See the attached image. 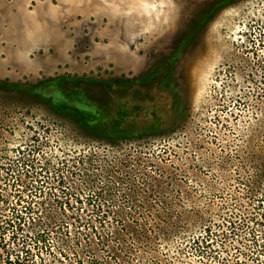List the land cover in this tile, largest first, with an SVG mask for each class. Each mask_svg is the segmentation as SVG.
<instances>
[{"label": "rangeland", "instance_id": "374dc122", "mask_svg": "<svg viewBox=\"0 0 264 264\" xmlns=\"http://www.w3.org/2000/svg\"><path fill=\"white\" fill-rule=\"evenodd\" d=\"M0 190L36 264H264V0H0Z\"/></svg>", "mask_w": 264, "mask_h": 264}, {"label": "trees", "instance_id": "16d2710c", "mask_svg": "<svg viewBox=\"0 0 264 264\" xmlns=\"http://www.w3.org/2000/svg\"><path fill=\"white\" fill-rule=\"evenodd\" d=\"M81 82V81H92L96 82V79H89L86 77H71V76H61L56 79H50L46 80L45 82L41 83L43 86L51 87L53 88L54 86H60L61 88H65V83L67 82ZM41 85L39 86H34L31 85L29 88L34 90L39 87H42ZM11 87L17 88L18 86L16 84H11ZM64 93H54V94H49L50 99L52 101L61 103V104H67L68 101L73 102L76 100V98H80L78 95L75 94H70L66 92L64 89ZM80 99H85V97H81ZM81 113H84L89 117V119L97 118V113L93 108H82L80 109ZM18 200L16 203H13L10 201L9 196L4 193L3 190H0V264H36L34 260H30V257L25 255H20L19 252L15 251V249H8V246H6L7 239L5 237V233L12 232L10 235V238H16L17 240L19 239L20 233H23L22 231L24 230V227L26 223L28 222V213H30L33 209V207H19L18 205L21 204L23 195L21 194L20 191L16 193ZM264 209V208H263ZM254 223L257 224H262V219L257 218L255 216H250L249 217ZM216 223H214V226ZM225 224L222 225V227ZM242 225H249L248 220H244ZM221 226V225H219ZM228 229L230 228L231 231H226L225 235L230 236V234L235 233L236 231V225L235 221H229V224L226 223ZM221 227V228H222ZM214 228L211 227L210 225H207L204 229V234L200 235L196 239H194V248L197 252L200 254H206L209 251L207 250L208 248L211 247L213 241L216 239L215 235L216 232L213 230ZM250 235L252 237V240L258 245L257 250L259 254H264V239L259 242L258 239V233L256 232L255 228H251ZM42 235L39 236L37 239V242H40V239L43 238L44 233H40ZM224 234V232H223ZM29 239L25 238L24 242L28 243ZM5 249L6 255L2 253V250ZM29 253H31V249L27 248ZM14 252V253H13ZM210 255V254H209ZM135 258V260H134ZM129 264H152L150 262H147L142 256L140 255H135L131 261H129Z\"/></svg>", "mask_w": 264, "mask_h": 264}]
</instances>
